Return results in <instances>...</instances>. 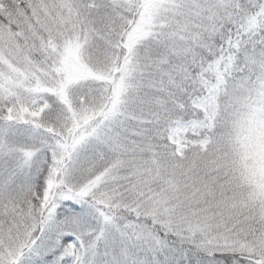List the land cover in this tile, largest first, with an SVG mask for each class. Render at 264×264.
<instances>
[{
    "label": "snow or ice",
    "instance_id": "obj_1",
    "mask_svg": "<svg viewBox=\"0 0 264 264\" xmlns=\"http://www.w3.org/2000/svg\"><path fill=\"white\" fill-rule=\"evenodd\" d=\"M0 264H264V0H0Z\"/></svg>",
    "mask_w": 264,
    "mask_h": 264
}]
</instances>
